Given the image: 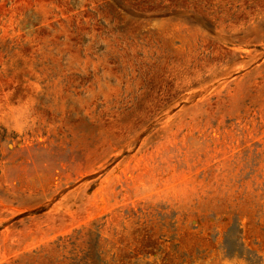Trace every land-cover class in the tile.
I'll return each instance as SVG.
<instances>
[{"label":"rangeland","instance_id":"obj_1","mask_svg":"<svg viewBox=\"0 0 264 264\" xmlns=\"http://www.w3.org/2000/svg\"><path fill=\"white\" fill-rule=\"evenodd\" d=\"M80 230L264 264V0H0V264Z\"/></svg>","mask_w":264,"mask_h":264},{"label":"trees","instance_id":"obj_2","mask_svg":"<svg viewBox=\"0 0 264 264\" xmlns=\"http://www.w3.org/2000/svg\"><path fill=\"white\" fill-rule=\"evenodd\" d=\"M97 231L80 230L67 240L59 239L50 248L39 252L40 257L45 264H110L100 250L101 233ZM85 237L87 242L84 241Z\"/></svg>","mask_w":264,"mask_h":264}]
</instances>
